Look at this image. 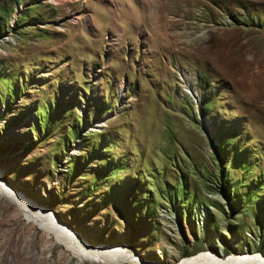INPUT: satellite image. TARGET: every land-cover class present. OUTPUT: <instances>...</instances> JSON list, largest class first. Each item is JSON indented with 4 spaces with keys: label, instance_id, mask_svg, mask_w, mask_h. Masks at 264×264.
Returning <instances> with one entry per match:
<instances>
[{
    "label": "rangeland",
    "instance_id": "obj_1",
    "mask_svg": "<svg viewBox=\"0 0 264 264\" xmlns=\"http://www.w3.org/2000/svg\"><path fill=\"white\" fill-rule=\"evenodd\" d=\"M263 93L264 0H0V178L89 245L264 254ZM0 264L91 263L5 196Z\"/></svg>",
    "mask_w": 264,
    "mask_h": 264
},
{
    "label": "bare ground",
    "instance_id": "obj_2",
    "mask_svg": "<svg viewBox=\"0 0 264 264\" xmlns=\"http://www.w3.org/2000/svg\"><path fill=\"white\" fill-rule=\"evenodd\" d=\"M183 79L184 82L186 81L189 84L187 75L184 74ZM187 93L196 96V92L191 87ZM262 96H264V93ZM5 196L19 207L25 219L37 225L44 232L52 234L55 240L62 244L80 262L91 264H161L159 262L142 261L124 243L89 245L51 213L35 205L31 200L25 199L22 194L13 191L0 178V197ZM171 264H264V254L231 253L228 256H222L214 251L202 250L181 257Z\"/></svg>",
    "mask_w": 264,
    "mask_h": 264
}]
</instances>
